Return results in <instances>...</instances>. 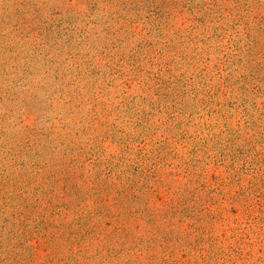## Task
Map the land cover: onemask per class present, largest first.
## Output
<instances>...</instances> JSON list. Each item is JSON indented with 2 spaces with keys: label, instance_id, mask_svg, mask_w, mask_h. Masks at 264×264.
<instances>
[{
  "label": "rangeland",
  "instance_id": "rangeland-1",
  "mask_svg": "<svg viewBox=\"0 0 264 264\" xmlns=\"http://www.w3.org/2000/svg\"><path fill=\"white\" fill-rule=\"evenodd\" d=\"M0 264H264V0H0Z\"/></svg>",
  "mask_w": 264,
  "mask_h": 264
},
{
  "label": "trees",
  "instance_id": "trees-1",
  "mask_svg": "<svg viewBox=\"0 0 264 264\" xmlns=\"http://www.w3.org/2000/svg\"><path fill=\"white\" fill-rule=\"evenodd\" d=\"M124 192H130V191H124ZM126 195H129V194H126ZM131 196V195H130ZM133 196V197H132ZM131 197L133 198V201L135 203H138V200L141 201L140 197H135L134 195H132ZM67 241V240H66Z\"/></svg>",
  "mask_w": 264,
  "mask_h": 264
}]
</instances>
